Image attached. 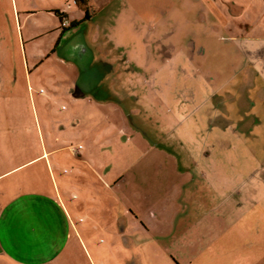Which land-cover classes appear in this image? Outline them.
I'll use <instances>...</instances> for the list:
<instances>
[{
    "label": "rangeland",
    "instance_id": "374dc122",
    "mask_svg": "<svg viewBox=\"0 0 264 264\" xmlns=\"http://www.w3.org/2000/svg\"><path fill=\"white\" fill-rule=\"evenodd\" d=\"M54 5L60 8H52L53 4L49 0L42 2L0 0V159L15 163L39 153L43 142L48 148L65 144L70 145L66 147L70 150L94 157L100 172L123 175L118 183L121 200L117 203V213L114 211V201L112 204L109 202L110 188L99 187L98 184L95 186V189L101 190V193L97 194L101 199L97 206L102 205L103 216L109 220L119 214V218L116 221L113 219L115 224L112 227L93 228L96 234L101 235L95 236L92 243H86L87 251L93 257V264H190L191 257L194 264L224 262L227 264L226 260L217 257V253L215 256L211 255L212 258L207 257V254L212 252L207 253L206 250L209 219L202 214L205 207L201 200L210 202L214 197L217 204L219 196L205 195L202 192L195 196L185 193L178 196L175 193L187 178V174L198 171V166L199 169L209 168L212 174L208 179L198 177V183L208 186L204 188L226 185L232 189L233 192L229 196L232 210L228 220H238L239 216L246 214L242 219L245 218L243 222L247 224L239 223L244 229L243 237L248 238V243L251 241V235H256L258 240L261 239L258 234L259 226L255 227L250 223L264 225L258 211L260 207L251 211L252 203L258 197H261V205L264 207V51H258L261 47L264 48V42L230 40L221 32L222 29L212 23L206 8L201 3L191 0H132L110 4L103 13L111 12L115 13V16L118 13L120 19L117 18L114 22L113 19L103 20V23H100V19H93L92 27L87 28L101 26L104 34L97 37L87 35L85 27L83 29L87 35L86 40L92 43L96 37L101 43H114L117 40L128 43L129 39L138 41V34L126 35L118 31L119 35L113 36L109 33L108 27L110 28L113 23H116L115 27L128 28L133 24L143 25L145 28L153 25L154 29H145L148 33L145 45L158 48L159 43L166 39L176 43L178 48L171 58L174 61L169 60L165 67L152 69H160V74L166 77L178 74L179 80L174 83L166 82L165 89L172 86L178 88L186 108L180 110V117L173 110L167 112L169 106H173V100L166 95L164 101L167 104L161 103L164 117L158 125L155 124L154 114L147 113V107L157 106L154 105L155 92L151 88L148 90V85L142 83L143 77L152 69L129 67L128 70L123 67L121 70L125 73L132 71L133 74L130 73L128 76L133 78L129 79L132 83L120 85L124 90L132 88L130 89L132 94L129 93L124 101L118 100L119 104L116 106L120 131L116 132L113 128L111 135L107 136V132L100 128L82 130V114L79 109L73 108L70 99L80 75L79 66L64 59L63 49L60 50L58 47L63 40L70 38L63 34L70 30L71 21L84 19L85 11L79 10L72 2H57ZM57 11L67 12L70 20L67 17L63 18V21H67L66 25H63ZM172 31L173 33H169L170 35L165 38L161 35ZM189 39L195 44H202L204 52L196 51L191 56L186 44ZM245 44L249 45L245 46L248 48L247 54L243 49ZM167 54L170 52H166ZM175 59H181L183 64L174 67L177 62ZM244 59H248L247 67L242 66ZM235 68L236 70L240 68L237 71L239 75L240 71L243 74V71L248 70L247 102L245 104L242 102L240 104L242 107L238 106V99L231 102L230 115H227L226 106L225 109L222 108L220 111L212 109L211 112L213 94L222 91L227 78L235 73ZM239 75L232 79V90L237 94L239 93L237 87L240 84L236 82ZM259 76L263 80L261 83ZM151 80L153 81L152 76ZM159 81L156 80V85L152 83L150 87L157 91L162 87ZM229 86L231 88V85ZM169 91L173 93L176 89L171 88ZM195 106L201 109V113L195 115L197 122L214 123V131L209 133L195 131L192 134L181 130L182 128L176 130L170 128L176 118L187 123V115L196 111ZM130 109L133 110L130 116L123 114ZM69 113L71 120L66 123V115ZM127 118L129 125H126ZM224 125L228 127L225 130ZM150 127L153 129L150 130ZM212 143L214 146L208 147ZM207 150L208 156H200L202 151ZM66 151L63 148L59 149L55 156L59 157ZM191 157L198 158V162L194 161L197 163V170ZM255 187L257 194L253 190ZM104 191H107L108 195H105ZM191 196L193 198L189 200ZM196 199H199L198 214H202L200 223H203L200 225V231L195 229L194 237L198 240L197 243L178 244L174 242L173 237L151 238L145 232L144 226L137 229L136 224H133L135 234L128 237V243L125 236L121 235L123 227L125 229L126 226L129 232L132 228L131 223L136 222L135 217L128 213L126 205L142 210H138L142 219L152 231H158L161 230L160 226L165 227L166 222L172 221L175 209L180 210L181 206H186L190 209V211L187 209L190 214ZM110 205L111 207L113 205V214H110ZM150 209L156 212L157 217H148L147 210ZM143 212H146L145 216ZM192 215L196 218V213ZM211 216L218 221L216 215ZM189 220L193 222L194 219ZM138 223L141 225V222ZM132 240L139 242L133 246ZM261 245L264 248V241H260ZM221 246L224 249L225 246L220 244ZM201 250H204L202 253L206 254V257L196 258ZM259 252L260 249H256L249 254L259 255ZM262 252L264 254V249H261ZM234 258L235 254H232L228 259L229 264L257 262L252 259L235 262ZM87 264H90L88 260ZM258 264H264V258Z\"/></svg>",
    "mask_w": 264,
    "mask_h": 264
},
{
    "label": "crops",
    "instance_id": "0c3cea01",
    "mask_svg": "<svg viewBox=\"0 0 264 264\" xmlns=\"http://www.w3.org/2000/svg\"><path fill=\"white\" fill-rule=\"evenodd\" d=\"M36 1L42 2L43 0ZM122 1L130 2L132 0H85L89 17L87 19H80V23L70 27V30L63 34V36L67 34V36L70 37L68 39L69 41L63 40L62 44L60 43L58 45L60 50L63 49L62 55L64 59L71 61V63L74 62L79 66L80 75L76 80L74 92L70 94V99L72 100L73 108L79 109L78 111L82 114V130H86L85 128H87V130L100 128L107 132V136L111 135L113 128L116 132L120 131L117 117L118 108L116 106L117 103L119 104L118 100L125 99L129 96V93L132 94V92H130L132 88L128 87L124 90L120 85L121 83H132V80L129 79L133 77L131 78L128 76L132 71H130V73L127 71L125 73L121 69L123 67L127 69L129 67H144L151 69L165 67L169 60L171 62L174 61V59L171 58L178 48L177 45H175L176 43L171 40L167 41L166 39H163L162 43H159L158 48L145 45V38L148 34L145 29H154L153 25L145 28L143 25L134 26L133 24L132 27L128 28L115 27L116 23H113L110 28L108 27V29H110L109 33H112L113 36H116L118 31H122V34L126 33V35L138 34V41L129 39L128 43H124L122 40L114 41V43L99 42V39H96V37L104 34L103 27H98V25L94 26L95 28L93 29L87 27L92 25L93 19H100V23H103V20L109 19H113V22L117 18L119 20L120 17L118 13L117 16H115V13H103V11L108 8L110 4L116 2L123 3ZM191 1L201 3L209 13L212 23L222 29L221 32L230 40H259L264 42V0ZM49 2L53 4L52 8H60L54 5L57 2H72L79 10H83L76 0H49ZM48 9L50 10L51 8H47V10ZM60 12L64 14V18L67 17L69 19L66 11ZM85 27L88 32L87 35L96 36L94 42L91 43L86 40L87 35L84 32L85 29H83ZM105 28L107 30L106 26ZM64 29L66 30V28ZM169 33L172 34L173 31L161 33V35L165 38V36L170 35ZM189 40V42L186 41V44L189 47L191 56L195 54L196 51L204 52L205 48L202 44H195L191 39ZM245 46L248 47L249 45L245 44L243 46L244 52L248 49L245 48ZM256 48H254V50H256ZM263 49L264 48L261 47L258 51L263 52ZM168 51L170 54L166 55ZM247 60L248 59H244L242 66L247 67ZM178 64L182 65L183 61L181 59L177 60L174 67L178 66ZM242 66H240V68ZM159 70L160 69H152L149 74H146L142 79V83L148 85L147 89L150 90L149 88H151L155 92L156 100H154V105L156 104L157 106L147 107V113L148 115L154 114L155 119L153 122L157 125L161 122L165 114L161 110L163 109L161 103L167 104V102L164 101L166 95H169V98L173 100V106H169L167 112L173 110L175 114L180 117V110L186 108L182 103L179 95L180 90H178V88L172 86L165 89L166 82L171 81L174 83L179 80L178 74L166 77L165 75H161ZM238 70L235 68V73L227 78L225 85L222 87V91L216 92L213 94L212 98L210 97L212 99L211 107L209 106L211 112L212 109L220 111L222 108L225 109L226 106L227 115H230L231 102H235L238 99L237 102L239 107H242L240 105L242 102L244 104L247 102V88H249V86L246 73L248 70L246 69L247 71H243V74H241L240 71V75L237 74ZM237 75L239 76L236 83H238V85L240 84L237 87L239 91L238 94L236 91L232 90V79ZM241 75H243L242 78L240 77ZM151 76L153 81L151 80ZM156 80H160L159 82L162 86H160L161 88H158L157 91L155 88L150 87L152 83L155 84ZM262 81L260 77V83ZM163 83H165V85H163ZM233 84H235V82ZM229 85H231V88ZM171 88L176 89V91L171 93L169 91ZM240 90H242V93H240ZM236 94L239 95V97ZM251 96L249 91V97ZM208 97L209 96H207V98ZM195 110V112H190L189 115H187V123L176 118L175 122L170 125V128L172 130L182 128L181 130L192 132V134H194L195 131L205 133L214 131V123L207 122L210 123L209 125L205 122H197L198 119L195 118V115L198 116L201 113V109L195 106ZM132 112L133 110L130 109L123 114L130 116ZM70 115L71 113L66 115V123L71 120ZM129 123L128 119L126 125H129ZM226 128L228 127L224 125L223 130ZM152 129L153 128L150 127V130ZM121 130H123V128ZM204 135L205 134H202V136ZM42 144L40 152L30 158L22 159L15 163L13 161H7V159H0V164L4 165L0 166V264H87V260L90 264H93V257L91 253H88L86 243H92L95 240V236L101 237V235L96 234L93 228L98 226L112 227L115 224L113 223V219L116 221L119 218V214L114 215L115 218L112 217V219L109 220L105 218L106 216H103L102 205L97 206V203L101 202L99 195H97L101 190L98 191V189H95V186L98 184L99 187L103 186L105 188H110L109 202L112 204L114 201V211L117 213V203L121 200V191L118 183L123 175L119 173L111 174L106 171L104 173L100 172L96 166L97 161L94 157L90 155L86 156L83 153L66 148L70 147V145L62 144L58 147L48 148L44 142ZM209 146H214V143L208 145V147ZM62 148L63 150H67L66 153L59 157L55 156V153ZM199 153L200 150L198 152V157ZM208 154L209 150L205 152L202 151L200 156H208ZM191 159L193 163L196 164L195 167L197 170V163L194 161H197L198 158L191 157ZM212 171L213 170H211V172ZM209 175L212 176L209 168L201 167L199 169L198 166V171L187 174V178L175 192L178 196H181L182 193L195 196L201 192L205 195L213 194L214 196L217 194V196H219V202L217 204L215 203L214 197L210 199V202L201 200V204L205 207L202 214L209 219L207 222V234L209 237H207L206 241V250L207 253H212H208L207 257L212 258V256H215L217 253L218 258L221 257L222 260H226L227 264H229L230 261L228 259L231 258L232 254H235V258L233 259L235 262H244L252 259L255 261L257 260L256 264H258L261 262L262 258H264L263 252L261 253V249L264 248L262 245L260 246V241H264L263 223H261L262 225H258L255 222L250 223H253L255 227L259 226L258 234H260L261 239L258 240L256 235H251V241L248 243V238L243 237L242 230L244 229L239 225L241 222L243 225L247 224V222H243L245 218L242 219L246 214L239 216L238 220H228L230 218V210H232V205L230 204L231 198H229V196L233 191L229 188L230 186L225 185L223 187L218 186L217 188L212 187L209 189L204 188L208 186H203L198 183V177L208 179ZM191 185H194V189L190 187ZM86 188H88V190ZM253 190L256 192L255 194H257L256 187L253 188ZM104 192L105 195H108L107 191ZM238 192L241 193V191ZM192 196L189 200H192ZM198 203L199 199H196L194 203L195 206H192L190 214H188L189 212L187 211V209L189 211L190 209L188 207L186 208V206H181V208L178 207L180 210L175 209L174 215H172V221L166 222L164 225L165 227L160 226L161 230L158 231L151 230V227L147 225L139 214L138 210L140 209L137 210L133 208L132 205H126L128 213L135 217L134 220H136V222L131 223L132 228H130L129 232L126 226L125 229L123 227L120 231L121 235L122 237L125 236L127 239V242L126 240L125 242L128 243V237L134 236L135 234L133 224H136L137 229L139 226H144L145 232L151 238L163 237L167 239V237H173L175 240L174 242H178V244L197 243L198 240L194 237L196 235L195 229L200 231V225L203 224L200 223L202 214H198ZM259 207L260 209L258 211H260L264 221V207L261 205V197L254 199L251 211H254V209L257 210ZM114 208L113 205L112 207L110 205V214H113L112 210ZM193 210H196V212ZM125 212L127 211L125 210ZM143 213L145 216L146 212ZM147 213L148 217H157L155 214L156 212L152 209L147 210ZM193 213H196V218H193ZM211 215H216L219 218L218 221ZM210 217H212V222L210 221ZM189 219L194 220L192 222ZM138 221L141 222V225ZM202 227L203 226H201V228ZM211 238L213 239L211 240ZM255 241L258 243V246H256ZM136 242L139 241L134 242L132 240L131 244L134 246ZM254 242L255 245L252 246ZM220 244L226 248L224 247L223 249L222 246L220 247ZM230 245H233V247L229 248ZM256 249H260L259 255L249 254L250 252H255ZM202 251L204 250H201V253H199L196 258L206 257V254H203ZM100 259L99 257V260ZM189 263L194 264L193 257H191Z\"/></svg>",
    "mask_w": 264,
    "mask_h": 264
},
{
    "label": "trees",
    "instance_id": "16d2710c",
    "mask_svg": "<svg viewBox=\"0 0 264 264\" xmlns=\"http://www.w3.org/2000/svg\"><path fill=\"white\" fill-rule=\"evenodd\" d=\"M76 2H77L78 5H80V7H82L83 10L85 11V16H84V18L87 19V18L89 17V15H88V10H87V6H86V2H85V0H76ZM57 12H58V14L60 15V19L63 21L64 14L60 13L59 11H57ZM78 23H79V21H77V20H73V21H71L69 28H70V27H73V26H76Z\"/></svg>",
    "mask_w": 264,
    "mask_h": 264
},
{
    "label": "built area",
    "instance_id": "2783aa9c",
    "mask_svg": "<svg viewBox=\"0 0 264 264\" xmlns=\"http://www.w3.org/2000/svg\"><path fill=\"white\" fill-rule=\"evenodd\" d=\"M62 23H63V25H66L67 24V21H63Z\"/></svg>",
    "mask_w": 264,
    "mask_h": 264
}]
</instances>
